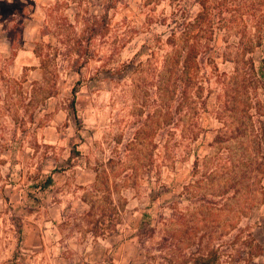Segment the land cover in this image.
I'll list each match as a JSON object with an SVG mask.
<instances>
[{
	"label": "rangeland",
	"instance_id": "1",
	"mask_svg": "<svg viewBox=\"0 0 264 264\" xmlns=\"http://www.w3.org/2000/svg\"><path fill=\"white\" fill-rule=\"evenodd\" d=\"M38 1L36 61L0 58V188L72 159L96 179L86 212L59 227L77 237L69 254L64 239L56 253L14 256L0 221V264H199L211 253L213 264H264V0H218L205 65L182 97L172 45L197 30L172 34L171 0H112L106 25L108 0ZM50 119L58 140L39 145L35 129Z\"/></svg>",
	"mask_w": 264,
	"mask_h": 264
},
{
	"label": "crops",
	"instance_id": "2",
	"mask_svg": "<svg viewBox=\"0 0 264 264\" xmlns=\"http://www.w3.org/2000/svg\"><path fill=\"white\" fill-rule=\"evenodd\" d=\"M39 2L38 0H0V58L4 60L9 58L12 63L21 65L25 64L24 61H36L33 51L40 40L42 23L35 14H30L29 8L32 6L34 9H40ZM47 2L41 6L44 8ZM34 71L39 75V69ZM1 76H7V73L0 70ZM59 125V121L50 119L48 123L38 126L34 134L37 144H55L59 136ZM9 140L11 144L17 145V142L22 141L23 138ZM80 141L83 142L82 139ZM14 147L5 151L7 155L22 154L19 147L17 149ZM32 153L33 150L26 151L29 156H32ZM70 163L66 162V167L61 171L54 167L45 170L43 163L36 164L24 173L18 184L0 188V221L5 223L6 229L9 228L13 235H16V229L12 219L18 217L21 221L22 234L18 249L21 254L56 253L59 242L64 239L69 243L65 247L66 251L69 250L70 243H76L74 241L77 240L76 236L72 240V236L61 233L59 227L69 222L72 219L70 216L75 213L82 215L86 212L84 194L87 189L92 188L96 172L81 165L78 159L76 161L72 159ZM49 176L52 184L40 189L37 184L42 183ZM17 210L22 213L15 215ZM18 250H15L14 246L11 254ZM43 262L40 260L36 264ZM12 263L7 262V264ZM21 264H30V260ZM99 264L105 263L101 261Z\"/></svg>",
	"mask_w": 264,
	"mask_h": 264
},
{
	"label": "trees",
	"instance_id": "3",
	"mask_svg": "<svg viewBox=\"0 0 264 264\" xmlns=\"http://www.w3.org/2000/svg\"><path fill=\"white\" fill-rule=\"evenodd\" d=\"M212 3H216V5L211 6ZM222 1L218 0H171V15L169 21L172 25H174V31L172 34H175L176 31L183 33V36H187L189 38V34L191 30H197L195 35H192L191 39L185 41H181L177 44L172 45L173 53L170 56L172 59V69L174 70L177 80H175V88L177 86L180 91L181 97L184 95L188 87L193 83L194 71L197 70L200 64L205 65V54L208 52L209 44L204 41L201 43V39L211 35L213 32L214 25L217 22V12L216 10L221 5ZM115 6L112 0H108V2L102 6V14L100 15V22L102 25H106L108 13ZM198 7V11L196 12L193 21L188 22L189 16H191V8ZM95 23L99 22L94 20ZM94 34V33H93ZM195 39V40H194ZM200 40V41H199ZM181 43V44H180ZM258 66V76L260 79L264 78V59L259 61ZM178 84V85H177ZM264 84V83H263ZM76 89L73 88L71 94L74 98ZM71 110L73 114H75V108L73 103L71 104ZM78 122V121H77ZM261 136H264V124L259 128ZM263 133V135H262ZM260 149L259 153L261 158L264 159V137L260 139ZM78 153H76V156ZM69 164H71L69 160H67ZM194 167L197 166V160L193 163ZM52 184V179L49 176L42 183H38L40 189H45ZM160 196V192L152 193L150 196V204L152 205L155 199ZM13 224L16 229V246L15 250L19 249L21 242V234H22V225L21 221L18 218H13ZM150 222H143L139 229L142 231L141 233H153V229L150 226ZM16 251L14 252V256ZM216 260L215 253H211L210 255H206L197 260L199 264H213Z\"/></svg>",
	"mask_w": 264,
	"mask_h": 264
}]
</instances>
